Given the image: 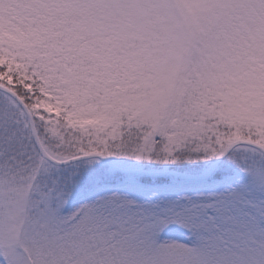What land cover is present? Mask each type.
Here are the masks:
<instances>
[{"label": "snow or ice", "instance_id": "1", "mask_svg": "<svg viewBox=\"0 0 264 264\" xmlns=\"http://www.w3.org/2000/svg\"><path fill=\"white\" fill-rule=\"evenodd\" d=\"M0 264H264V0H0Z\"/></svg>", "mask_w": 264, "mask_h": 264}]
</instances>
